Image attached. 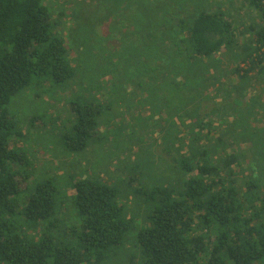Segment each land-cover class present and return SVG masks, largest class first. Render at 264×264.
Here are the masks:
<instances>
[{"label": "trees", "instance_id": "1", "mask_svg": "<svg viewBox=\"0 0 264 264\" xmlns=\"http://www.w3.org/2000/svg\"><path fill=\"white\" fill-rule=\"evenodd\" d=\"M107 1L114 2L109 12L122 19L120 31L92 38L97 45L108 41L109 50L81 52L86 64L76 67L72 54L80 49L71 44L72 37L59 33L56 19L62 12L55 17L43 0H0V264H264V139L251 133L242 118L241 135L234 136L238 124L212 125L217 112L221 117L234 112L230 99L246 95L251 81L264 83V0L241 1L255 15L243 32L231 0ZM224 54L231 58L237 82L221 70ZM146 75L153 80L143 86ZM100 78L109 85L100 87ZM46 83L80 89L68 102L72 118L56 124L62 130L55 142L62 148H47L51 161L39 166L32 155L34 143H27L28 149L23 141L12 143L25 137L8 106L30 86ZM129 85L137 94L153 89L154 99H169L163 112L168 123L159 136L173 154L171 183L148 192L139 189L152 205L146 223L134 221L119 204L122 183L113 175L122 168L107 165L111 159L99 180L72 177L65 190L49 175L33 181L43 168L52 173L59 150L75 154L95 151V145L105 148L112 123L123 114L112 112L113 104L121 102L119 95ZM210 87L224 105L213 104ZM206 102L213 110L201 117ZM134 104L118 119L134 122L133 111L142 108L140 102ZM247 106L245 113L260 104ZM157 109L164 107L158 104ZM122 125L125 121L116 127ZM147 132L148 126L140 136L146 139ZM134 135L139 136L125 132ZM250 143L253 148H246ZM248 151L255 153L253 160ZM122 181L136 186L128 174ZM69 205L77 224L70 221Z\"/></svg>", "mask_w": 264, "mask_h": 264}, {"label": "rangeland", "instance_id": "2", "mask_svg": "<svg viewBox=\"0 0 264 264\" xmlns=\"http://www.w3.org/2000/svg\"><path fill=\"white\" fill-rule=\"evenodd\" d=\"M210 1H213L214 3L223 2L224 4H227L228 0ZM231 1V10L234 12V17L238 16L236 25H238L240 31L243 32V28L254 20L255 15L251 11L247 13V9L241 5L242 0ZM43 2L50 5L52 11L55 13V17L62 12V17L56 19L58 30L64 37H72L71 39L74 40L71 44L75 46L77 50L80 49L78 53L72 54L73 58L78 59L76 63H73L76 67L86 64L83 59L84 57L78 56L81 52H89V54H93L90 49H96V47L103 51L109 50L111 44L108 41L97 45L95 44V40L92 38H104L112 36L111 33L118 34L120 31V25L118 22L122 21V19L109 12V8L111 9L110 6L114 5L113 1L43 0ZM124 27L126 31H132L131 26L126 25ZM127 34L128 37L131 35V33ZM238 41L240 42L239 38ZM94 49L92 50L94 51ZM219 61H221L220 64L222 72H225L228 79L233 82H237L236 77L231 75L232 65L229 55H222L221 58H219ZM148 79L152 81L153 77L151 75H146V77H142L140 83L143 86H146L147 84L144 83H146V80ZM225 80L226 78H222L221 83H224ZM100 81V87H106L109 85L106 82V78L103 80L100 78ZM79 89L80 88L75 86H70V88H68V84H34L24 92H21L12 98L8 106V110L13 120L22 130L23 137H25V139L27 138V140L17 138L13 140L12 143L23 144V141L25 143L23 145L26 147L25 149H28L27 146L34 143L32 147V155H34L35 159L38 160L37 164L39 166H42L43 162L51 161L48 155V150H46L47 148L52 147L55 151V148H62L61 143L58 144V142H55L58 140L56 137H59L56 135L57 132H59L58 130H62L61 128H58L59 126L56 124H63V122L65 123V121L69 120H67V118H72V113L69 112L70 107L68 106V102L70 99L77 96ZM122 90H125V92L122 91L124 94L122 95L121 93L119 95L121 102H115L113 104L112 112H122L123 114L120 115L127 116L128 113L126 110L129 107L130 102L135 100L134 105H138L140 102L142 108L136 106L135 109L138 110L133 111L134 122H131L129 117L123 118V120L118 119L119 115L116 118L117 120L112 123V131H115L116 134L109 131L108 135L110 138L105 144V148H102L103 146L100 147L99 145H95L93 146L95 151H93L92 148H88L86 151L75 154L59 150V152L54 153L55 158L59 161L50 165L54 166L52 173H49L48 168H43L40 172H37V177L34 178L35 180L33 181L36 183L42 182V180L49 175V177H54V179H56V182L61 190H65L66 185L72 177L99 180L106 174L105 170L104 173H102L101 170L104 168L103 166L106 159L107 161L111 159V161L106 162L107 165L112 164L114 169H116L117 166L122 168V170H117V172L113 175V179L119 181L121 180L122 183L119 193V204L123 205L126 211L129 210L128 214L134 218V221H144V223H146L148 215H150L152 205L145 202V198L144 196H141L142 192H140L139 189H142L144 192H148L152 188L168 186L169 183H171L170 178L172 175L169 174L170 169L168 168L170 163H172L173 154L169 152L170 147L165 143V141H162L159 136L160 129L168 123V119L166 120L163 112L166 108H169V99L168 97L154 99L151 94L153 89L152 91L147 89L145 93L141 91L139 92L140 94H137L135 93L137 89L129 85V87L126 86ZM166 91L169 92V90ZM208 92H210L212 96L214 95L216 97V101H214L213 104H221V106L225 104L224 98L221 95H217L218 93H215L211 87L208 88ZM236 99H240L238 100V103H235ZM251 102L253 104L259 103L260 107L255 109L252 108L248 113H245V110L248 108L247 105ZM229 103L230 106L232 105L231 107L237 111L234 110V112H231L230 115L226 117H221V112H217L213 118L212 125H221L223 121H227L228 123L231 122L234 125L238 124V128H236L234 133V136H236L237 134L241 135V123L238 122L243 119V124L252 128L250 131L251 133L258 134L264 139V83H261V81H258L257 83L255 81H251L247 94L243 95L242 98L234 96L230 99ZM158 104L164 107L163 111L158 112ZM212 108L213 105L210 103L206 102L202 104L200 107V116L203 117L204 115L210 113V111L213 110ZM102 115L103 117H107L106 112ZM32 118H36V120L34 126L29 127V122ZM59 118L66 120L59 121ZM162 118L165 119L162 120ZM121 121H125L126 125H122L120 128H117L116 125H118ZM143 125H145V127H142ZM147 126L148 134L145 139V137L141 136L146 133ZM51 130H53V133ZM131 131H133V133L135 132L139 136L134 135L126 137L125 132L131 133ZM217 132V136H222L220 131L216 130L215 133L217 134ZM255 139H258V137L255 136ZM174 147L177 148L176 142ZM246 148H253L252 144L250 143ZM101 150L102 152H100ZM108 152L111 154L106 155ZM119 154L120 157H118ZM246 154L248 155L247 158L249 160H253L252 156L255 154L254 152L248 151ZM60 161L64 163L66 167H63V165H61L62 163H59ZM99 164L102 166L99 167V169L93 168L89 170V166L93 167V165L98 166ZM62 170H64L65 173L61 176L58 173ZM123 174H128L130 177L134 178L136 186L128 187L127 182L122 181ZM113 179L111 177V180ZM108 180L109 179L107 178L106 181ZM136 191H139V194H137ZM67 196L71 195L67 194ZM66 200L69 204L70 197H67ZM68 209L70 212V221L72 224H77L78 218L74 213V208L69 205ZM128 249L129 247L126 246L124 252L127 253Z\"/></svg>", "mask_w": 264, "mask_h": 264}]
</instances>
